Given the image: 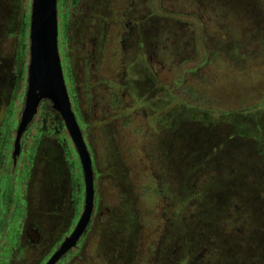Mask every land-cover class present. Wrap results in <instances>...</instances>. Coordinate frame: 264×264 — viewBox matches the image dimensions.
<instances>
[{
  "label": "rangeland",
  "instance_id": "374dc122",
  "mask_svg": "<svg viewBox=\"0 0 264 264\" xmlns=\"http://www.w3.org/2000/svg\"><path fill=\"white\" fill-rule=\"evenodd\" d=\"M0 1V158L6 161L23 109L32 0ZM106 1L107 7L102 0H68L57 15L65 84L77 100L72 110L93 158L95 191L89 226L63 264H231L227 241H237L235 233L254 239L248 248L264 247L261 231L237 223L242 202L245 217H257L262 227V184L248 190L241 181L247 176L228 175L237 170L234 162H250L264 181V0ZM125 21L134 27L133 45L120 42ZM20 51L24 72L17 82ZM90 54L93 64L80 73ZM143 71L153 84L143 83ZM39 120L24 135L16 165L0 168L6 195L0 264H37L33 249L13 250L38 239L37 213L48 215L40 222L46 246L58 245L76 223L61 197L64 185L42 195L48 174L33 142ZM59 135L66 150L60 157L80 180L74 188L69 174L66 183L79 216L82 176L67 132ZM234 196L240 202L216 226ZM250 206L258 207L250 212Z\"/></svg>",
  "mask_w": 264,
  "mask_h": 264
},
{
  "label": "water",
  "instance_id": "95a60500",
  "mask_svg": "<svg viewBox=\"0 0 264 264\" xmlns=\"http://www.w3.org/2000/svg\"><path fill=\"white\" fill-rule=\"evenodd\" d=\"M29 62L23 109L12 144L11 158L21 154L22 138L32 124L42 101H50L64 124L73 145L82 176V211L69 234L58 244L44 264H57L77 246L91 221L94 209V173L92 156L72 110L58 51L56 0H32L29 15Z\"/></svg>",
  "mask_w": 264,
  "mask_h": 264
},
{
  "label": "trees",
  "instance_id": "16d2710c",
  "mask_svg": "<svg viewBox=\"0 0 264 264\" xmlns=\"http://www.w3.org/2000/svg\"><path fill=\"white\" fill-rule=\"evenodd\" d=\"M0 4H2L1 1H0ZM142 75H143L142 78H144L143 83H147L150 81L151 84H153L154 79H151V77H148L145 71L142 72ZM0 79H1V77H0ZM4 92L5 91L0 90V100L1 101L3 99H5L4 98L5 97ZM170 114L172 115V112ZM1 126H3V125H1ZM36 147H37L36 153L38 154V157H37L38 163H40V164L42 163L43 169L45 168L44 174H46V175L48 174L47 175L48 176L47 177L48 178V180H47L48 186L46 187L45 186L46 184H45V185H43L44 187L43 186L41 187L43 190L42 195H44L45 192H48V191L51 192V194L53 192L55 195L56 191H54V185L59 184V183H60V185H64L63 190L60 191L61 197L63 199H65V201L68 202L67 203L68 206L66 209L68 211H70L71 213L73 212V214H71L72 221L75 220V222H76V220L78 218L77 215L79 212V207L77 205V208H75V210L72 211V209L70 208V205H71V200H73V197L76 199H78V198L76 197L77 195H74L73 197H71V193L69 191L68 185L66 186V183L68 182L69 174H70V181L69 182H71L73 184L74 188L76 187L77 182L80 180H79L78 174L75 173L74 171H72V168H70V163L67 160V158L64 157L65 160L64 159L62 160V158L60 157V152H64V154H65L66 150L64 149L62 143H60L59 141H52L50 143H45V144H42V145L36 146ZM3 149H4V147H3ZM231 161L233 162V160H231ZM234 165H235V169H237V170L234 172L231 171L228 174L229 178L233 179V180L234 179L238 180L242 176L243 177L247 176L245 179L241 180L243 182H247L248 186H246V189L249 190L250 188H254V189L259 190L258 185L262 184V188H263L262 190L263 191H261V192H263V195H264V181L262 179H260V177L258 176L259 172L253 168V165L250 162L246 163L244 166H241V164L234 162ZM240 168H243V170H240ZM251 168H253V170H251ZM233 169H234V167H232V170ZM244 170L246 172H244ZM263 170H264V168H263ZM251 179L253 180V182H251ZM234 197H235V199L232 198V201L230 202V204H228L226 206L227 208L225 207L222 215L216 220V226L219 225V221L221 220V218L226 217L225 215L228 214L230 206L231 205L235 206L234 203H236L237 201L240 202V199H236L237 198L236 196H234ZM249 198H251V197H249ZM249 198L246 196L245 200H249ZM252 199H258V198L253 197ZM234 200H236V202ZM251 200H250L249 204H252ZM243 204H245V203L240 202V205L242 207V211L237 213V216H239V219H237L238 222L236 220H232V226H236L237 223L243 224L248 230H250V229L252 230V228H253V229L261 231L260 235H264V215L262 216V218L260 217L258 219L262 223V227L257 228L256 227L257 217L255 216L256 221H254V219L250 217L251 216L250 214L245 217V214H243V212H244V208L247 206L243 205ZM261 205L262 204H260V203L258 204L259 207H261ZM257 207L255 206L252 208V206H250V212L253 210H256ZM262 207H264V206H262ZM255 215H257V214L255 213ZM234 216H236V215H234ZM248 217H249V220H247ZM61 220H62V218H61ZM250 223H253V225H250ZM61 225H63V224H61ZM113 234H111L110 237H112ZM234 235L238 238L237 241H234V243H232V241L230 242V240L227 241L228 242L227 244L229 245L228 247L230 248V251H228V253L230 255L229 257H230L231 264H264V247H262V245L260 244L261 241L255 240V241L259 242V245H261V246H256L254 248H248L249 242H252L250 244H253L254 239L253 240L246 239L245 238L246 234H244V233L240 234V235L235 233ZM249 235H251V234H249ZM242 251H244V252H242ZM233 254L238 255V257H240V258H238V259L234 258Z\"/></svg>",
  "mask_w": 264,
  "mask_h": 264
},
{
  "label": "flooded vegetation",
  "instance_id": "af4514ba",
  "mask_svg": "<svg viewBox=\"0 0 264 264\" xmlns=\"http://www.w3.org/2000/svg\"><path fill=\"white\" fill-rule=\"evenodd\" d=\"M72 4H75L76 1L78 0H70ZM90 3H92V0H89ZM99 1V0H97ZM106 7L108 6L109 2H107L106 0H102ZM57 2V15H58V10L59 8H67V2L68 0H56ZM88 2V0H87ZM106 2L108 4H106ZM89 3V2H88ZM130 11V9L128 10ZM125 25H124V28L126 30H123L121 31V33L118 34L119 38H120V42L121 43H124V42H128V44L130 45H133L135 42H136V39L134 38V35H133V32H134V27L131 26L132 22H129V21H125L124 22ZM104 30H105V27H104ZM106 33H104L103 31V39H101L102 41L105 40L106 41ZM104 42V41H103ZM22 45V44H21ZM20 50H22V47H20ZM77 50V49H76ZM78 52H81V48H79L77 50ZM23 57V54L22 52L20 51L19 54H18V57H17V62L19 63V69H18V75H17V82L18 80L22 79L23 76V68L20 67V65H22L24 67V64H22L21 62V58ZM86 59H83V64H79V67L81 66V68H79V72H80V69L84 70L86 69L88 66L90 67V65H92L93 63L90 64L91 62V54L90 55H87V57H85ZM61 59V58H60ZM77 59L80 60L82 62V57H80L79 55L77 56ZM93 60V59H92ZM69 73V72H68ZM81 73V72H80ZM79 73V74H80ZM83 73V71H82ZM65 78V77H64ZM69 94V98H70V102H71V106H72V103L74 102L76 104V97L75 96H72L70 95V92H68ZM75 113V116H76V119H77V115L78 112L75 110L74 111ZM78 117H79V114H78ZM40 119V127H37L36 128V133L34 135V144L35 146H40L42 144H45V143H50L52 141H56V137L58 138V134H60L62 131H66L65 127H64V124H63V121L59 115V113L53 109L52 107V104L50 101L46 100V101H42L38 107V110H37V114L35 115L34 117V120L32 122V124L30 125V127L33 126V124L35 123L36 119ZM79 124V123H78ZM29 127V128H30ZM81 129V127H80ZM29 130V129H28ZM24 137V136H23ZM23 139V138H22ZM59 142L61 143H64V140L65 138L63 137V135H59V138L57 139ZM70 140V139H69ZM71 142V141H70ZM88 148V147H87ZM74 151V150H73ZM3 153V152H2ZM75 154V152H74ZM3 155V154H2ZM21 155V154H20ZM1 156V154H0ZM76 156V155H75ZM2 157V156H1ZM10 157H11V153H10ZM19 158V157H18ZM17 158V159H18ZM17 159L16 161L14 162L11 159H9V156H7V160L6 161H2L1 158H0V168H3L4 165H3V162H5V167L6 166H9L11 165V167L13 168L16 163H17ZM92 164H93V158H92ZM6 185H9V182H5V184H3V186L5 187ZM10 187V185H9ZM11 188V187H10ZM1 192V191H0ZM10 192V191H9ZM8 192V194H9ZM6 195H4V191L3 193H0V199L2 200ZM7 197H9V195H7ZM47 216L46 214L44 213H37V223L36 225L38 226L39 228V231H40V234H39V237L37 240H34L33 242H28L25 244V242H22V243H19V244H15L13 245V250L14 251H17L18 253L22 252L23 248L26 246L27 248H31L33 249V259L36 258V256L38 255V260L35 261L37 264H44V262L48 259V257L51 255V253L56 249V247L58 245L54 244L52 246V244L50 245L49 243V246H46L47 243H41V240H40V235L42 237V235H44L45 233H48L47 229L43 228L40 224V222L45 219H47ZM48 219H51V217H49ZM57 225V224H56ZM75 225V223H74ZM54 226V225H53ZM53 231H56V229H54ZM55 234V232H51V236L52 237L53 235ZM35 235H37L35 233ZM83 239V236L82 238L80 239L79 243L77 244L76 247H78V245L81 243ZM62 240V239H61ZM61 240L59 241V243L61 242ZM50 242V240H49ZM58 243V244H59ZM22 248V249H21ZM70 255V253H68L61 261H59L57 264H63V261L64 259Z\"/></svg>",
  "mask_w": 264,
  "mask_h": 264
}]
</instances>
